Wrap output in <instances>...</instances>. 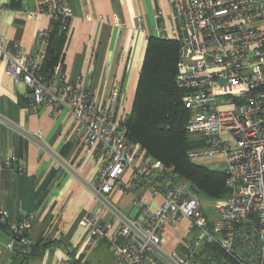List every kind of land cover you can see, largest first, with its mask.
<instances>
[{
  "label": "built area",
  "instance_id": "built-area-1",
  "mask_svg": "<svg viewBox=\"0 0 264 264\" xmlns=\"http://www.w3.org/2000/svg\"><path fill=\"white\" fill-rule=\"evenodd\" d=\"M169 12L172 31L159 25L152 30L178 46L175 85L185 92L182 102L190 114L185 131L202 144L188 158L197 163L218 156L225 164L229 193L211 201L209 209L174 167L127 143V116L117 114L119 83L99 105L95 92L67 82L60 62L42 72L53 25L68 31L67 0H38L27 13L48 20L37 32L34 53L17 43L9 53L0 36V64L28 88L35 111L45 107L53 119L64 111L72 119L71 141L93 162L89 188L96 209L79 220L86 249L105 243L117 264H264V0H170ZM135 29L151 36L139 20ZM34 136L41 139L40 132ZM17 163L16 156L0 157V173ZM113 192L133 195L129 206L135 217L111 202ZM145 194L159 201L151 207ZM20 215L11 222L0 207V225L11 236L6 249L13 254L32 246L27 233L34 215ZM183 220L191 238L164 251L165 228ZM71 254L67 248L58 264H75Z\"/></svg>",
  "mask_w": 264,
  "mask_h": 264
},
{
  "label": "crops",
  "instance_id": "crops-1",
  "mask_svg": "<svg viewBox=\"0 0 264 264\" xmlns=\"http://www.w3.org/2000/svg\"><path fill=\"white\" fill-rule=\"evenodd\" d=\"M67 1L72 18L60 58L67 82L95 92L99 105L119 83L117 114H128L148 38L135 29L136 23L139 20L154 37L155 25L171 32L170 0ZM37 2L0 0V6L5 7L0 11V36L5 37L9 53L13 54L11 43L35 52L37 32L48 25L41 14L27 15L36 10ZM28 92L0 64V157L19 158V163L0 173V207L9 213L11 222L21 220L20 212L34 215L27 235L37 253L24 264H58L66 258L67 248L72 250L73 262L106 264L97 253L107 249L105 243L86 249V230L79 225L83 215L96 209L89 188L93 162L71 141L72 119L64 111L55 119L45 107L35 111L28 102ZM38 132L41 139L34 136ZM111 197L121 210L135 217L137 212L129 206L131 193L113 192ZM143 200L151 207L159 201L148 194ZM186 229L184 220L166 227L163 250L180 248ZM10 241L9 230L0 225V264L15 263V252L6 249Z\"/></svg>",
  "mask_w": 264,
  "mask_h": 264
},
{
  "label": "trees",
  "instance_id": "trees-1",
  "mask_svg": "<svg viewBox=\"0 0 264 264\" xmlns=\"http://www.w3.org/2000/svg\"><path fill=\"white\" fill-rule=\"evenodd\" d=\"M66 37L67 32L60 30L59 24L53 25L43 73L60 62ZM177 53L176 42L152 35L147 38L132 108L126 118L127 143L139 144L151 158L174 167L178 179L189 185L192 194L210 201L223 199L229 193L225 172L188 158V152L202 144L190 139L185 131L190 114L182 102L185 92L175 85ZM29 249L24 253L15 251L14 264H24L27 257L37 253V246Z\"/></svg>",
  "mask_w": 264,
  "mask_h": 264
},
{
  "label": "rangeland",
  "instance_id": "rangeland-1",
  "mask_svg": "<svg viewBox=\"0 0 264 264\" xmlns=\"http://www.w3.org/2000/svg\"><path fill=\"white\" fill-rule=\"evenodd\" d=\"M135 89H136V86H135ZM132 104H133V100L131 101L129 110H131ZM221 109L227 110V109H230V108L226 107V108H221ZM125 111H127V107H126ZM125 115L127 116V113H125ZM188 137H190V139L198 142V138H199L198 136L188 135ZM197 163H199L201 165H204V166L208 167L209 169H216V170H222V171L225 170V164H223V162H221V158H219L218 156L210 157V158H207V159L198 160ZM197 197L205 205L206 209H209V205L211 204V201L208 200V199H205V198H203L201 196H197ZM110 200H111V202L114 203L112 198H110ZM191 236H192V234L188 235V237L185 236L184 239L185 240H189L191 238ZM97 253H98V256L101 255V256L104 257V260H105L106 264H117V261H116L114 255L111 252H109V250L104 248L103 251L97 252ZM92 258H98V257H93V255H92ZM92 261H94V260L92 259Z\"/></svg>",
  "mask_w": 264,
  "mask_h": 264
}]
</instances>
